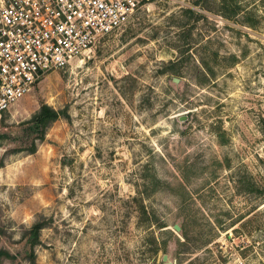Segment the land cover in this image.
Segmentation results:
<instances>
[{
    "label": "rangeland",
    "instance_id": "374dc122",
    "mask_svg": "<svg viewBox=\"0 0 264 264\" xmlns=\"http://www.w3.org/2000/svg\"><path fill=\"white\" fill-rule=\"evenodd\" d=\"M165 263L264 264V0H155L0 118V264Z\"/></svg>",
    "mask_w": 264,
    "mask_h": 264
},
{
    "label": "built area",
    "instance_id": "2783aa9c",
    "mask_svg": "<svg viewBox=\"0 0 264 264\" xmlns=\"http://www.w3.org/2000/svg\"><path fill=\"white\" fill-rule=\"evenodd\" d=\"M155 0H0V118Z\"/></svg>",
    "mask_w": 264,
    "mask_h": 264
},
{
    "label": "trees",
    "instance_id": "16d2710c",
    "mask_svg": "<svg viewBox=\"0 0 264 264\" xmlns=\"http://www.w3.org/2000/svg\"><path fill=\"white\" fill-rule=\"evenodd\" d=\"M64 114V111H57L50 107L47 104H44L39 113L35 116L34 124L36 126V129L38 128L41 132L40 139L43 140L45 136V131L47 128L50 127V125L58 120L62 115ZM36 150L35 144H33V148L31 152H34ZM44 228V223L38 222L36 223L32 228V235L33 240L32 244L36 245L39 243V233Z\"/></svg>",
    "mask_w": 264,
    "mask_h": 264
},
{
    "label": "water",
    "instance_id": "95a60500",
    "mask_svg": "<svg viewBox=\"0 0 264 264\" xmlns=\"http://www.w3.org/2000/svg\"><path fill=\"white\" fill-rule=\"evenodd\" d=\"M185 119H186V117H181V120H182V121H184ZM175 229H176L177 231H180V230H181V227L178 226V225H175ZM163 260L166 262V261L168 260V256H167V255H164ZM165 264H171V263H165Z\"/></svg>",
    "mask_w": 264,
    "mask_h": 264
}]
</instances>
